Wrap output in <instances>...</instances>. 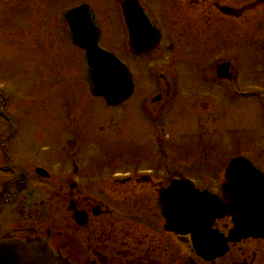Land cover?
<instances>
[{
  "label": "rangeland",
  "instance_id": "obj_1",
  "mask_svg": "<svg viewBox=\"0 0 264 264\" xmlns=\"http://www.w3.org/2000/svg\"><path fill=\"white\" fill-rule=\"evenodd\" d=\"M142 1L154 9L152 0ZM178 1L184 8L165 7L169 14L156 18L163 44L136 57L124 43L115 0H0V90L7 93L0 99V141L13 118L11 163L43 167L55 178L68 172L80 188L69 189L70 200L103 201L121 219L140 223L148 209L141 192H155L158 181L191 177L218 193L227 157L238 153L264 170L260 101L232 98L229 82L216 76L217 65L229 62L234 87L263 91L264 0ZM83 3L101 16L102 48L128 65L137 85L117 109L91 96L84 52L66 31L64 13ZM158 95L162 100L153 102ZM135 175L147 183L125 182ZM52 192L54 202H65ZM55 220L63 223L60 215Z\"/></svg>",
  "mask_w": 264,
  "mask_h": 264
},
{
  "label": "flooded vegetation",
  "instance_id": "obj_2",
  "mask_svg": "<svg viewBox=\"0 0 264 264\" xmlns=\"http://www.w3.org/2000/svg\"><path fill=\"white\" fill-rule=\"evenodd\" d=\"M167 2L152 0L154 9L142 2L160 29L163 27L156 18L169 14L163 12L165 7L184 8L181 1ZM98 20L104 35L99 16ZM252 161L256 164L255 160ZM256 167L264 173L260 166ZM58 183L60 187L55 188L57 199L61 197L65 201L60 204L51 198L52 187L0 185V242L44 239L56 253L71 259L72 264H198V261L201 264H213L198 259L187 237L166 231L155 196L160 186L156 187L155 192L143 189L141 204L148 209L146 212L141 211V223L121 219L109 204L103 206L99 202H88L86 206L76 204L78 210L88 215V223L81 226L75 222L68 209V172L60 176ZM54 203L59 210L53 211ZM95 207L100 208L96 211L97 215L93 213ZM56 215L63 218L59 226L55 223ZM230 227L231 219L228 217L222 222L221 232L227 236ZM229 254H235L237 258L220 264H257V261L258 264H264V232L261 237L231 244L226 257Z\"/></svg>",
  "mask_w": 264,
  "mask_h": 264
},
{
  "label": "water",
  "instance_id": "obj_3",
  "mask_svg": "<svg viewBox=\"0 0 264 264\" xmlns=\"http://www.w3.org/2000/svg\"><path fill=\"white\" fill-rule=\"evenodd\" d=\"M123 12L133 52L141 55L155 49L160 42V33L137 1L124 4ZM66 20L73 42L86 50L87 81L92 95L104 98L111 106L126 101L134 92L133 79L119 59L99 47L100 32L93 10L89 6H81L70 11ZM228 69L229 64L220 65L218 75L225 77ZM241 170L252 174L258 172L246 160L232 162L228 178L237 183L232 189L224 191L228 206L216 196L199 193L189 180L175 182L166 200L163 210L169 229L192 233L195 247L201 253L199 255L206 259L220 257L227 250V240L211 229L216 219L223 218L227 213L233 216L235 228L230 238L234 242L257 235L256 226H264V180L263 183L238 182L235 173ZM252 174L250 178L262 180L258 174ZM189 220L191 223H188ZM0 264L70 263L54 256L42 243L34 241L29 244L1 243Z\"/></svg>",
  "mask_w": 264,
  "mask_h": 264
}]
</instances>
